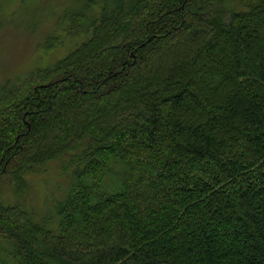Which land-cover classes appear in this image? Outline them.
<instances>
[{
    "label": "trees",
    "instance_id": "1",
    "mask_svg": "<svg viewBox=\"0 0 264 264\" xmlns=\"http://www.w3.org/2000/svg\"><path fill=\"white\" fill-rule=\"evenodd\" d=\"M63 24L65 57L0 83V264H264V0H69Z\"/></svg>",
    "mask_w": 264,
    "mask_h": 264
},
{
    "label": "rangeland",
    "instance_id": "2",
    "mask_svg": "<svg viewBox=\"0 0 264 264\" xmlns=\"http://www.w3.org/2000/svg\"><path fill=\"white\" fill-rule=\"evenodd\" d=\"M68 1L66 3V0H3L6 21H10L13 16L15 22L13 20L11 24L6 22V26L0 30V83L8 76L16 78V75L19 77L32 70L46 68L66 56L71 49L70 41L67 39L70 36L63 30L65 24L55 29V22L59 15L65 12ZM58 33L67 36L65 42L56 48L46 49L44 46L46 37ZM84 35L82 32V36ZM59 164L60 161L55 160L49 164L48 169H52L51 171L42 170L36 174L35 180L38 183L43 177L41 185L44 193L49 192L46 190L47 186L49 190L53 188L49 194L61 186L60 190L65 187L67 177L64 178L54 172L59 170ZM61 173L64 175L67 172ZM40 191L41 187L38 188V193ZM59 195H62V191ZM49 204H43V207Z\"/></svg>",
    "mask_w": 264,
    "mask_h": 264
}]
</instances>
